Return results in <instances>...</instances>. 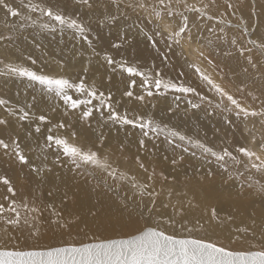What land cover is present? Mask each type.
Wrapping results in <instances>:
<instances>
[{"label": "bare ground", "instance_id": "obj_1", "mask_svg": "<svg viewBox=\"0 0 264 264\" xmlns=\"http://www.w3.org/2000/svg\"><path fill=\"white\" fill-rule=\"evenodd\" d=\"M228 1L236 4L234 0ZM254 1L255 3L253 0H244L242 5L236 4L235 8H227L226 3H223L222 0H188V3L196 4L197 7L207 6L204 9L205 12L214 16L215 19L207 20L201 18L197 13L185 12V15L189 17L191 39L185 37L181 44H172L170 48L172 40L167 39V34L177 28L181 23L180 18L165 16L163 19H157L154 14L149 16L152 8L157 6V0H125V3L121 4V12L126 13L127 19H117L112 25L109 37L113 33L121 35L124 28L130 26L131 29L127 30L125 36L131 37L133 51L141 52L148 47L149 55L152 57L145 66L147 74L154 75L156 72H160L166 79L171 78L174 82L191 85L197 89L201 96L205 95L209 98L213 96L210 106H215L219 95L214 96L215 91L202 81L190 67L191 64H196L224 89L230 90V87L238 90L243 89L240 92L243 96L240 100L242 104L259 109L261 101L264 100V68L257 63L259 59H264L261 50H257L260 52L259 57L256 60L253 59L257 63V68L253 69L247 65L246 59L240 56L239 47H233L227 42L221 46V41L213 30L214 25H226L223 29H236L232 31L230 41L235 38L241 48L251 46L246 42L248 36L251 37L249 40H255L257 43L264 42V3L262 0ZM6 2L22 13H27L22 4L28 3L29 0H6ZM141 2L147 6V10L136 7ZM31 3L39 4L42 7H52L53 10L62 11L80 22L89 18H98L94 20L99 25L109 21L107 19L111 16L110 11H116L115 6L110 5V0H90L91 7L83 5L80 0H31ZM128 3H131L133 7H127ZM253 6L256 9H253ZM181 11L184 9L181 8ZM251 11L255 14L252 15ZM240 12L243 15L244 23L242 20L236 19L235 13ZM232 14L235 16L233 22L229 19ZM31 17L36 21L35 24L32 23V20L24 21L19 17L6 16L5 10L0 8V35L11 38L0 43V99L8 102L6 105L0 106V119L8 121L6 125L0 126V138L6 141H9V138L18 140L21 149L26 150L23 153L28 157L30 164L40 166L45 171L41 173L43 177L41 179L32 172L28 165H21L11 154V149L8 154L0 149V176L10 179L17 190L16 199L18 201L21 198H26L29 201L34 200L35 206L40 208L41 211L35 215L41 216L42 214L44 222L39 226L40 236L36 237L38 241H47L57 231H65L78 226L100 225L108 216H118L122 206L124 209L130 210L134 216L127 221L131 228L139 227L137 224L139 220L144 226L146 223L155 224L159 221V226L166 231H175L178 235L187 236L188 232L181 228V222L186 220L188 227H193L198 219L201 222L205 221L207 219L206 210L215 205L221 210V215L231 213L235 220L224 227L211 225L204 230L194 228L191 233L193 236L208 238L229 248H249L253 244L259 246L264 243V240H261L262 231H264V205L255 195L254 189H249L247 184L242 186L243 178L235 180L233 179L235 175H233V178L229 179L228 174L218 168L214 159L209 158L215 165L202 158L200 150L193 148L191 144L178 139L174 143H169L166 139L167 131L156 134V136H153L155 134L144 136L138 128L127 132L113 126L114 123L107 120L106 109L103 118L100 113L94 112L88 121L80 119L79 109H68V113L60 111L59 119L62 112L61 123L64 122L65 127L59 128L55 124L54 128L47 122L48 134L64 137L65 134L69 135L81 130L80 137L85 142L83 146L99 148L101 155H106L109 163L117 169V175L125 173L126 178L116 181L108 178L105 183L106 173L100 170L89 169L92 172V175H89L83 169L75 170L71 164L63 160L64 157H61V162H56L55 148L48 149L46 147L47 135L36 134L35 128L39 124L41 127L42 124L35 117L41 115L42 111L52 110L53 102L57 97L41 91V86L26 85L21 77L7 75L8 70L5 67L7 64L23 65L38 73L52 74L53 68L44 64L39 54V51L48 42L41 43L33 37L38 32L36 28L47 22V17L39 11L31 13ZM220 19H223L225 23H219ZM124 21L125 23L118 27ZM168 21L170 23H165ZM228 21L229 23L226 24ZM22 23L24 24L23 28L20 27ZM88 24L91 27L95 26L94 22ZM141 24L144 25V30H142ZM145 26L152 31L148 32ZM245 27L249 30L246 36L243 35ZM64 31L59 34V37L69 40L72 47V33L68 29ZM52 32L60 33L62 31L57 29ZM142 32L144 41H141ZM96 33L102 39V28L98 27ZM149 37L155 40V45ZM184 42L186 53L181 49ZM159 43L162 44L163 49L162 55L158 56ZM51 51L53 63L59 65L56 55L59 51H65L63 43L53 44ZM200 52H203L204 55L200 56ZM245 55H249V53H245ZM209 61L212 63L210 64ZM121 63L123 61L113 65L106 63L100 65L95 61L92 64V73L96 77L99 75L100 80L93 81L89 86H95L99 91L110 95L114 107L115 95L110 92L119 91L120 87L106 80L110 74L120 70ZM245 67H248L247 72L243 70ZM181 73L183 75H180ZM166 94L170 98L179 96L180 101L187 100L183 94L171 92ZM176 99V102L163 101L165 106L158 108V115L153 108L146 109L143 114L134 113L136 107L142 103L129 98L126 111L122 114L127 113L130 117L143 116L145 119L151 117L166 130L177 129V125L180 124L179 129L183 130L176 131L193 141L199 140L217 151L224 147L234 151L237 146H251L252 135H255L257 140L261 138L262 121L259 117L245 119L242 116L237 118L234 114L232 116L200 112V115L188 118V124L179 123L178 113L182 112L184 117H188L192 110L183 106ZM97 102L93 101V104L95 105ZM20 109L29 112L28 120L19 119L22 114ZM74 120L77 121L76 125ZM73 126L74 128H72ZM127 126L132 129V126ZM190 126L194 128L187 129ZM97 129L99 134H95ZM107 129L118 134H106ZM16 131H21V133H16ZM157 135H162L164 138L159 140ZM141 140L144 141L143 147L139 143ZM73 142L82 145L76 138ZM176 144H180L181 147H176ZM184 147H187L189 151L184 152ZM192 152H195L196 155H192ZM136 158H139L149 168V171L155 169L157 175L154 181L146 180V173L139 168ZM174 159L175 164L172 163ZM48 169L51 171L49 172ZM239 170L243 171V168L240 167ZM232 171L235 174V168ZM161 172L167 177V180L160 176ZM251 175L254 180L264 184V176L254 171ZM132 177H135L137 184L145 182L152 184L156 192L159 193L155 211L151 214L144 208V204L151 207L147 195L143 197V203H141L138 191L131 186ZM49 192L52 193L51 196L48 195ZM5 194L6 186L0 184V197ZM48 205H52V207H48ZM54 212L61 215H53ZM77 217L79 220L76 219ZM169 218L176 222L174 226L167 223ZM253 220H255V224L252 223ZM55 221H59V224L71 223V226L60 227ZM236 226H248L250 231L255 232V236L249 234L241 239H235L236 233L230 232L229 229ZM27 234L28 231L25 229L21 235L27 237ZM84 234L89 235L90 232L86 230ZM98 235H102V232L99 231ZM60 239L65 241L64 237ZM3 242L0 240V243Z\"/></svg>", "mask_w": 264, "mask_h": 264}, {"label": "snow or ice", "instance_id": "obj_2", "mask_svg": "<svg viewBox=\"0 0 264 264\" xmlns=\"http://www.w3.org/2000/svg\"><path fill=\"white\" fill-rule=\"evenodd\" d=\"M80 3L88 7L92 6L90 0H80ZM123 3H125V0H110V5L115 6L117 13L121 12V4ZM126 6L133 7L131 3H128ZM22 7L27 10V13H22L19 9L7 3L6 0H0V8L5 10L6 16L11 18L19 17L24 21H29L32 20L31 13L39 11L43 16L47 17V22L41 24L42 28L50 29L51 31H56L59 28L62 32L68 29L87 39L85 36L86 26L73 16L67 15L62 11L53 10L52 7H42L39 4H33L31 0L28 3H23ZM136 7L147 10V6L142 2L138 3ZM205 7L207 6L197 7L196 4L188 3V0H157V6L152 8L149 16L154 14L157 19H163L165 16L168 18L178 16L181 23L178 24L176 29L168 32L167 39L172 40L175 44H181L183 38L187 37L191 39L189 35V17L185 15V12L197 13L201 18H206L207 20L215 19L214 16L208 15L205 12ZM181 8L184 11H181ZM227 8H233V5L229 3L227 4ZM253 14L255 13L253 12ZM116 18V16L111 17L113 20ZM218 22L221 24L225 23L223 19H220ZM32 23L35 24L36 21L32 20ZM20 27L23 28L24 24L22 23ZM248 31V28L245 27L243 29V35H248ZM158 34L163 35V33L159 32ZM8 38L10 37L0 36V39ZM149 39L153 40L152 37H149ZM231 42L234 45L237 43L235 38ZM155 43V40H153L154 45ZM248 43L254 45L264 53V42L257 43L255 40H249ZM118 46L114 45V47ZM246 52L249 55H245ZM251 52L252 48L239 49V54L246 59L247 65L256 69L257 63L253 60L252 55H250ZM203 55V52H200V56ZM105 60L109 65L115 63L113 58L107 55L105 56ZM32 63L34 64L35 61L33 60ZM209 63L211 64L212 62L209 61ZM5 67L8 70L7 75L27 78L30 82L40 85L46 93L59 98L68 108L72 110L82 109L80 115L81 120L88 121L94 115V112L100 113V116L103 118L106 109L108 121L138 128L144 136H148L149 131L156 134L167 131L166 139L169 143H174L178 139L181 142L191 144L193 148L200 150L201 156L205 160H209V158L214 159L218 168L227 173L229 179H232L233 175H235L236 180L243 178L242 186L243 184H247L249 189H254L255 195L259 197L261 204L264 205V184L254 180L251 175L254 171L264 176V100L261 101L259 109L242 104L240 100L225 90L221 84L216 83L198 65H190L199 78L221 97V102L215 105L216 108L223 107L225 111H234L237 117L243 116L245 119L259 117L262 121L261 138L257 140L255 135H252L250 141L251 146H237L234 151L229 150L228 147H224L217 151L199 140H191V138L179 131L172 129L166 130L151 117L145 119L143 116L130 117L127 113L121 114L113 106L110 95L99 91L95 86L87 85L84 79L75 82L62 75L38 73L32 68L23 65L7 64ZM119 68L129 77H140V86L144 88L149 97L154 94L163 95L171 92L185 96H200L201 101L206 99V97L200 95L195 87L186 85L183 82H174L171 78L166 79L160 72L149 75L137 67L128 66L125 63H121ZM243 70L247 72L248 67H245ZM180 75H183V73ZM135 86L136 80L132 79L129 84V89ZM240 91H243V89H240ZM72 92L78 95L74 98ZM124 95L132 97L134 93L131 90H127L124 92ZM176 98L179 99L180 97L177 96ZM136 99L143 101L145 97L137 96ZM225 99L228 102L227 104L224 103ZM253 99H256V97H253ZM93 101H98V104L94 105ZM7 103L6 100L0 99V106H4ZM189 103L192 102L189 101ZM208 103H212V101L209 100ZM192 107L196 108L199 105L192 104ZM20 112L22 113L19 116L20 120H28L30 118L28 111L20 109ZM35 118L41 124L48 122V117L43 114ZM7 123V120L0 119V126L6 125ZM57 127L63 128L65 125L60 123ZM40 130L39 125H37L35 131L40 132ZM74 136L75 133H73ZM139 143L143 147L144 141L141 140ZM46 147L48 149L55 148L56 151L54 154L56 156V162L58 163L61 162V157H64L75 170L83 169L89 175H92L89 169L100 170L106 173L104 178L105 183H107L108 178L114 181L124 180L126 178L125 173H120L119 176L117 175V169L109 163L106 155H101L99 148L85 147L74 143L70 138L52 134L46 137ZM176 147H181V145L176 144ZM0 149H3L5 154H8L11 149V154L15 156L21 165H28L32 172L43 179L41 173L45 169L30 164L18 140H11L9 138V141H6L0 138ZM183 151L188 152L189 149L184 147ZM192 155H196V153L192 152ZM136 162L139 168L146 173V180L154 181L157 175L155 169L149 171V168L139 158H136ZM172 163H176L175 159ZM240 167L243 168V171L239 170ZM233 168H235V174L232 171ZM48 171L50 172L51 169H48ZM160 176L164 180H167V177L162 172ZM132 180L133 183L131 186L138 191L141 197V203H143V197L147 195L151 207L148 204H144V208L151 214L155 211L159 193L156 192L152 184L147 182L137 184L135 177H132ZM0 184L6 186V194L0 197V240L4 241L0 243V264H264V243H261L259 246L253 244L248 249L237 250L226 247L211 239L196 237L191 234L194 228L204 230L207 226L211 225L224 227L230 225L235 220V217L231 213L221 215V210L215 205L210 206L206 210L205 215L207 219L205 221L201 222L198 219L193 227H188V221L186 220L181 222V228L188 232L187 236L178 235L175 231L168 232L160 227L159 221H157L155 224L146 223L144 228L121 238H96L90 242L81 241L78 245L73 243L67 246H52L44 249L35 247L20 248L18 245L9 247V242L13 239H18L15 234L17 232L22 234L25 229L28 231L29 236L33 238L39 237V226L44 220L42 214L41 216L35 215V213L41 210L35 206L34 200L29 201L26 198H21L18 201L16 199L17 190L8 177L0 176ZM48 195L51 196L52 193L49 192ZM48 207H52V205H48ZM92 214L95 215V213ZM53 215L59 216L61 214L54 212ZM76 219L79 220V217ZM55 222L59 224V221ZM167 223L170 226H174L176 222L172 218H169ZM252 223L255 224V220ZM59 226L70 227L71 223L59 224ZM229 230L230 232L236 233L235 239H241L243 236L249 234L255 236V232L250 231L248 226H236ZM261 240H264V231H262Z\"/></svg>", "mask_w": 264, "mask_h": 264}, {"label": "rangeland", "instance_id": "obj_3", "mask_svg": "<svg viewBox=\"0 0 264 264\" xmlns=\"http://www.w3.org/2000/svg\"><path fill=\"white\" fill-rule=\"evenodd\" d=\"M223 3L227 4H232L233 8L236 7V4L238 5H242L244 0H234L236 2V4H233L231 2H229L228 0H222ZM229 2V3H228ZM239 2V3H238ZM253 2L255 3V1L253 0ZM262 2L264 3V0H262ZM249 7V6H248ZM255 7L253 6V9ZM256 9V8H255ZM111 12V16L107 19V23L101 24L99 25L97 22H95L94 19H98V18H89L86 21H83L81 23H83L86 26V32H85V36L87 37V39H85L84 37L74 33L72 30V47H71V43L69 42V40L67 39H61L59 37V34L64 33L63 32H52L50 29H44L41 26L37 27L36 29L38 30V32L33 36L34 38H36L39 42L41 43H46V45L43 47V49L41 51H39L40 56L42 57V61L44 64L50 66L51 68H53L52 70V74L53 75H62L64 77L67 78H72V80H74L75 82H79L80 79H84L86 81L87 85H90L91 83H93V81H97L100 80V76L98 75L97 77L93 75L92 73V64L93 62H98L100 65L103 64H107L106 60H105V56H110L113 58V60L115 61V63L121 62L123 61V63H125L128 66H134L137 67L139 70L146 72L145 66L147 63L150 62L151 60V56L149 55V49L148 47L145 50H142L141 52H134L133 51V46H132V41H131V37L130 36H125V33L127 32L128 29H131L130 26H126L122 32L121 35H115L114 33L112 34L111 37H109L110 34V30L112 28V25L115 24L117 19H127L126 16L124 15V13L120 12L117 13L116 11H110ZM252 13V11H251ZM236 15V19L237 20H242V22L244 23V18L242 13H235ZM253 15V13H252ZM112 16H116L117 18L115 20L111 19ZM229 19L233 22L235 21V16L232 14L229 16ZM92 20V21H91ZM90 22H94L95 26L91 27L88 23ZM125 23L122 22L118 25L121 26ZM165 23H170L165 22ZM228 22H226V24H228ZM142 25V30H144V25ZM100 27L102 28V39H100L97 36L96 33V29ZM224 27H226V25H214L213 30L214 32L218 35V38L221 41V46L224 45L225 42H227L228 44H230L233 47H239L241 48L240 44L236 43L235 45L232 44V42L230 41V38L232 36V31L236 30L234 28H229V29H223ZM233 27V26H231ZM117 28V27H116ZM114 28V29H116ZM1 29V27H0ZM59 29V28H57ZM145 29L149 32L152 31L151 29H149L148 27L145 26ZM221 29H223V31H221ZM52 32V33H51ZM155 34V32H154ZM0 36H4L5 35H0ZM141 41L143 40V36L144 33H141ZM147 37V36H146ZM248 36V41L249 39H251V37ZM11 38L6 39H0V43L6 42L8 40H10ZM114 40H117V42H114ZM146 41V38H145ZM248 41L246 40L249 48L252 47V57H254L253 59L256 60L257 57H259L260 52L257 51L258 48H256L255 46H253L252 44H249ZM58 43H63L65 51H59L57 52V59L59 61V65H56L53 63L52 61V45L53 44H58ZM172 44H175L173 41L171 43V45L169 46L170 48L172 47ZM114 45H119L118 47H114ZM185 42L182 44L181 49L182 51H184L186 53V47H185ZM162 44L159 43L158 45V50H157V54L162 55ZM256 49V51H255ZM254 52V53H253ZM256 52V53H255ZM259 54H258V53ZM247 53V52H246ZM250 53V54H251ZM258 54V55H256ZM254 55V56H253ZM262 55L264 56V53H262ZM114 63V64H115ZM259 66H263L264 68V59H259L257 61ZM262 64V65H261ZM163 70V67L161 68ZM83 71V72H81ZM26 85L31 86V87H38L40 85L35 84L33 82H30L27 78H23L21 77ZM132 79L136 80V86L129 89V84L130 81ZM108 82L117 85L120 87L119 91H115V92H110L113 93L115 95V109L120 112L122 114V112L126 111V108L128 106V99L132 98L136 101H139L142 103V105H139L136 107V109L133 111L134 113H139V114H143V112L146 109L149 108H153L156 113L158 111V108L161 106H165V104L163 103V101H175L176 98H170L167 97V94H154L153 96L149 97L147 96L146 91L144 90V88H142L140 86L141 81H140V77H129L126 73L122 72L121 69L113 74H110L109 77L107 78ZM127 90H131L133 91L134 95L132 97H127L124 95V92ZM228 92H230L234 97H236L238 100H241V98L243 97L242 94H240V90L238 89H233L232 87H230V90L225 89ZM43 91V90H41ZM155 92V90H153ZM45 92V91H43ZM46 93V92H45ZM48 94V93H47ZM74 98L76 97V93L72 92ZM218 94H215L214 96H217ZM137 96H144L145 99L143 101L136 99ZM203 96V95H202ZM204 97H206L204 95ZM213 98V96L211 98L206 97L205 100L201 101L200 96L196 97V96H192V95H188L186 96L185 101H180V99H176L177 101H180V103L185 106L186 108L192 110V113L190 116L188 117H184L182 112L178 113V117H179V123H186L188 124L189 122H187L188 118H192V116L196 117L197 115H200V112H213L216 115H223V114H227V115H232L235 117L236 114L234 111L229 112V111H225L223 109V107L221 108H216L215 106H210V103H208L209 100H211ZM114 99V98H113ZM189 101H191L192 103H189ZM221 102V97H218V100L216 101L217 103ZM224 103L227 104V100H224ZM98 104V102L96 103ZM192 104H198L199 107L193 108ZM53 109L49 110V111H42L41 114L46 115L48 117V122L54 127L55 124H60L61 123V119L63 118V114L62 112H66L68 113V108L67 106H65L63 104V102L57 98L54 102H53ZM230 106V105H229ZM83 107V106H82ZM61 112V117L59 119V112ZM82 109H79V112H81ZM159 115V113H157ZM234 114V115H233ZM243 117V116H242ZM240 118V117H237ZM64 123V122H63ZM74 124H77V121L74 120ZM40 125V124H39ZM47 122L43 123L40 127V132H37L36 134L39 135H49L47 132ZM113 126H117L119 128H121L122 130H125L127 132H130L136 128L132 127V129L130 127H128L127 125H119V124H115ZM181 127L180 124L177 125V129H172V130H183V129H179ZM55 128V127H54ZM74 128V126L72 127ZM190 128H194L192 126L188 127L187 129L190 130ZM105 131V130H103ZM80 132L81 130H78L75 133V136L73 137V134H69V135H64L65 138H71L73 141L74 139H78L80 140L81 144L83 145L85 142L81 139L80 137ZM16 133H21V131H16ZM95 134H99L98 129L95 131ZM106 134H118L112 130L107 129L106 130ZM149 134H155L153 136H156V133L150 132ZM55 135V134H52ZM159 140H162L164 138V136L162 137V135H157ZM93 143V142H92ZM102 145V144H101ZM103 147V146H102ZM22 151H26L25 149H22ZM64 161H66V158H63ZM67 162V161H66ZM207 162V161H206ZM68 163V162H67ZM212 163V162H211ZM70 164V163H68ZM213 165H215L214 163H212ZM235 179V178H233ZM236 180V179H235ZM130 217H133V214L130 210H126L123 208L122 206V210L119 213V215H115V216H108L106 218L105 221H103L100 225L97 226H89V227H82V226H78L75 228H69L66 229L65 231H57L53 236L49 237V239L47 241H38L36 238H33L31 236H29V234H27V237L25 235H21L16 233L15 235L18 237V239H13L11 242H9L10 246L12 247L13 245H18L20 248H39V249H44L47 247H52V246H67L69 244H79L81 241L83 242H90L96 238H121V237H125L128 234H132L137 232L139 229L144 228V224L142 223L141 220L137 221V224L139 225V227L137 228H131L127 221ZM88 230L90 232L89 235H85L84 231ZM101 231L102 235H98V232ZM61 237L65 238V241L60 239ZM232 249H248V248H232Z\"/></svg>", "mask_w": 264, "mask_h": 264}]
</instances>
